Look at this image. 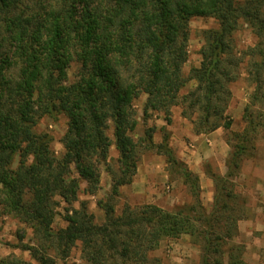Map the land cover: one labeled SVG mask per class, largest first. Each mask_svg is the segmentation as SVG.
I'll list each match as a JSON object with an SVG mask.
<instances>
[{
	"label": "trees",
	"instance_id": "1",
	"mask_svg": "<svg viewBox=\"0 0 264 264\" xmlns=\"http://www.w3.org/2000/svg\"><path fill=\"white\" fill-rule=\"evenodd\" d=\"M194 17H213L219 26L205 32L201 66L186 76ZM241 25L257 39L248 73L258 100L264 88V0H0V217L31 226L35 242L23 249L32 259L58 264L79 243L88 264H161L150 253L164 239L188 234L201 250L200 264H224L226 258L228 264H248L244 246L233 242L246 212L236 179L248 148L251 155L256 150L255 122L234 135L236 144L226 138L232 154L225 175H210L215 183L211 211L203 205L199 175L166 139L155 143L153 129L138 139L132 135L138 126L134 101L142 93L145 116L162 112L171 124L172 108L181 105L196 134L231 130L229 85L239 77L241 63L232 38ZM190 80L197 86L182 93ZM59 113L68 117L61 157L50 135L37 130L43 117ZM113 144L119 173L112 175L111 192L98 201L105 213L99 223L79 195L98 191ZM142 147L157 149L180 170L192 201L171 210L126 205L117 213L120 188L133 182ZM60 201L69 205L68 224L55 229ZM0 264L35 263L9 255Z\"/></svg>",
	"mask_w": 264,
	"mask_h": 264
},
{
	"label": "rangeland",
	"instance_id": "2",
	"mask_svg": "<svg viewBox=\"0 0 264 264\" xmlns=\"http://www.w3.org/2000/svg\"><path fill=\"white\" fill-rule=\"evenodd\" d=\"M218 26V21L213 17H194L191 19L189 23L188 59L183 67V73L186 76L191 74L193 68L201 66L203 59L202 49L205 44V32L210 28H217ZM232 44L233 52L237 58L241 59V63L239 77L235 82L229 85L232 94L226 114L233 119V125L231 130H226V138L228 137L232 143L236 144L238 140L234 137V135L236 133L243 132L250 121L255 122V124L259 127L258 131L260 133V135L252 134V137L255 138L256 136V140H254L256 150L253 151V155H251V148H248L243 159V170H241V173L244 171L247 172L251 169V171H257V175H262L261 171L257 170L255 167H251L253 162L256 161L258 144L260 140L264 138V135L261 136L264 127V88L261 90V92H259L262 93L263 96L259 95L260 98L255 100L253 95L256 89V84L254 83L252 76H250L248 73L250 64L254 58L253 56H255L252 53L253 49L257 45V39L248 26L241 25L233 33ZM77 70V64H75L69 70V76L71 80L75 79ZM196 86L197 81L190 80L186 84L182 93H187ZM146 99L147 95L142 93L134 101V107L138 114V126L136 130L132 132L133 137L138 139L140 136H144L147 129H153V141L159 144L164 142L166 139L174 150L175 148L172 146L173 128H178L180 134L182 133L184 135V139H186V141L182 140L183 146L186 147V143L189 144L191 138H188L187 132H185L184 129L191 126L192 132H195L191 118L182 116L183 108L181 105L174 106L172 108V121L171 124H167L164 118V113L162 112L149 111L146 116L144 115ZM67 128L68 117L61 113L51 117L45 116L39 121L37 125V130L39 132L48 133L52 138L51 146L55 155L58 157H61L65 152L63 137L67 131ZM109 134L113 139V128L109 129ZM176 143L178 146L174 152L178 159L185 163L179 154V152L183 149V147H181L182 144L179 139L176 140ZM141 149V160L139 162L137 174L135 175L133 182L136 181V177L137 179L139 177L141 181L138 188L143 191L141 188L144 186V183L148 188L146 187L147 189L145 190L144 187V192L134 193L130 188V184L122 186L120 188V195L116 201L117 213H120L122 209L126 207V205L138 207L146 204H156L160 205V207L171 210L177 205L192 201L189 189L183 183L180 170L173 165H166V156L159 154L157 149L148 150L144 149L143 147ZM118 160L119 151L113 144L110 148L109 164L107 166H101L100 188L94 195H86L84 193H80L79 195L80 200L88 201L89 209L91 212H93L96 221L99 223L104 221L105 213L104 210L98 206V201L106 197L111 192L113 181L112 175H117V173H119L120 163ZM186 165L190 169V165L188 163ZM158 167L164 168L159 170L160 168ZM73 168H75V165H73ZM203 168L209 175L218 169L214 160L204 163ZM153 169L155 172H153ZM164 172L168 174L167 178H165ZM262 177H264V174ZM238 184V179H236V190ZM83 186H85V183ZM241 196L246 199L242 193ZM240 204L241 202L239 203V201H236L235 203V205ZM73 205L78 207L79 203L77 202ZM68 206L69 205H67L64 201H60L53 223V227L55 229L65 228L67 226L68 222L66 220V207ZM167 239L168 238L164 239V241ZM34 242V232L30 225L25 224L19 219L10 215H2L0 217V260L9 255H16L31 260L35 264H39L37 261L32 259L28 251L23 249L25 245H31L34 244ZM80 247L81 245L78 243L77 246L72 249L70 255L67 258L58 260V264H88V262H86V260H84L81 256ZM197 248L199 250L197 253L198 260L191 263H182L178 260L172 259L170 257L171 252L169 253L165 248H160V245L156 250L150 253V256L160 260L161 264H200L201 250L199 247ZM172 249L173 248H171V250ZM174 254L175 252L172 250V255ZM260 264H264V256L262 257V263Z\"/></svg>",
	"mask_w": 264,
	"mask_h": 264
},
{
	"label": "crops",
	"instance_id": "3",
	"mask_svg": "<svg viewBox=\"0 0 264 264\" xmlns=\"http://www.w3.org/2000/svg\"><path fill=\"white\" fill-rule=\"evenodd\" d=\"M191 129V126L184 129L188 138H191V141L189 144L186 143L185 147L182 144V140L186 141L184 135L180 134L178 128H173L172 146L176 150L178 146L176 140H180L181 147H183L179 152L181 159L186 164L188 163L190 169L199 175L200 184L202 183V202L206 209L211 211L214 206L215 183L203 168V164L214 160L218 168L217 171L221 175H225L228 170L227 161L232 154V148L227 142L226 129L223 127L207 134H196ZM251 167H255L261 171L262 175L264 174V138L258 144L256 161L253 162ZM158 168L162 170L161 168L164 167ZM153 172H155L154 169ZM257 174V171H251V169L242 172L238 177L239 184L237 186V192L242 193L247 201L245 215L238 222V233L233 242L244 246L242 258L248 264H260L264 256V177ZM164 176L167 178L168 174L164 172ZM140 181L139 177L138 179L136 177V181L130 184V188L134 193L144 192V187L145 190L148 188L144 183L141 188L143 191H141L138 188ZM197 247L192 243V238L188 234H183L178 238H168L160 243V248H165L169 253L171 252L170 257L172 259L182 263H191L198 260L197 253L199 250ZM171 248L175 252L174 255H172ZM224 264H228L227 258Z\"/></svg>",
	"mask_w": 264,
	"mask_h": 264
}]
</instances>
